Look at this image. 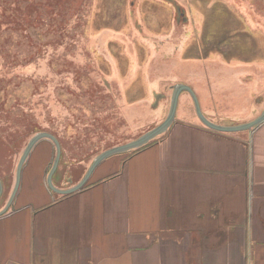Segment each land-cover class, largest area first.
<instances>
[{"label":"rangeland","instance_id":"1","mask_svg":"<svg viewBox=\"0 0 264 264\" xmlns=\"http://www.w3.org/2000/svg\"><path fill=\"white\" fill-rule=\"evenodd\" d=\"M25 4L0 0L6 13L0 10V97L7 104L0 106V179L5 188L0 207L11 198L28 142L50 126L63 148L55 184L69 188L83 178L95 151L129 142L161 124L175 84L191 85L204 114L217 123L247 122L264 111V0H43V16L34 14L30 21ZM255 4L261 5L260 11ZM73 19L76 34H61ZM39 20L43 35L37 28L30 30L40 40L37 47L22 37V22ZM6 23L15 24L4 30ZM31 61L35 64L29 66ZM90 81L96 86L88 94L84 87ZM26 111L25 117L19 113ZM175 122L182 123L157 142L166 141L175 129L184 132L180 124H202L187 92L181 95ZM222 134L245 136L252 184L253 132ZM174 138L165 144H173ZM44 141L54 147L50 171L56 147ZM122 155L124 165L133 154ZM25 167L19 194L28 181ZM93 180L94 175L88 184Z\"/></svg>","mask_w":264,"mask_h":264},{"label":"crops","instance_id":"2","mask_svg":"<svg viewBox=\"0 0 264 264\" xmlns=\"http://www.w3.org/2000/svg\"><path fill=\"white\" fill-rule=\"evenodd\" d=\"M180 125L173 144L105 161L67 196L48 187L54 147L41 141L26 194L0 217V264H264V124L252 184L245 136Z\"/></svg>","mask_w":264,"mask_h":264},{"label":"water","instance_id":"3","mask_svg":"<svg viewBox=\"0 0 264 264\" xmlns=\"http://www.w3.org/2000/svg\"><path fill=\"white\" fill-rule=\"evenodd\" d=\"M178 10L180 13V11H181L180 7H178ZM172 90H173V93H172L170 111H169L167 118L161 124H159L154 129H151L150 131L146 132L145 134H143V135H141V136H139V137H137V138H135L129 142L120 144L118 146L110 147V148L102 151L100 154L95 155L93 161L91 162V164H90L89 168L87 169L86 173L84 174L83 178L78 183H76L74 186L69 187V188H64L62 186L58 187L55 184V180H54L55 179L54 177H55V175L59 169L60 162H61V159L63 156V148H62L61 141L57 138V136L55 134H53L49 131H42V132H38L37 134H35L30 139V141L28 142V144H27V146H26V148H25V150H24V152H23V154L19 160L17 171H16V182H15L13 193H12L11 198H10L8 204L6 205V207L0 211V217L5 215L8 212V210L10 209V207L14 204L15 199H16L17 194H18L19 189H20V185H21V181H22V171H23L24 165H25L29 155L31 154L33 148L36 146L37 143H39L42 140H45V139L50 140L54 143V145L56 147L55 160H54L52 168L50 169V171L48 172V175H47L48 187L53 193L59 194V196L60 195L61 196H67V195H71V194L83 189L88 184L90 178L92 177L94 172L97 170V168L103 162H105L107 159H109L113 156H116V155H120V154L122 155L124 153L136 151V150L146 146L147 144L151 143L152 141L158 139L160 136H162L167 131H169L170 127L172 126V124L176 120L180 98L184 92H187L191 95L193 102H194V105H195L198 120L200 121V123H202L201 126L207 128V129H211L213 131H217L220 133L231 134V133H237V132H241V131L253 132L256 128H258L259 126L264 124V111L258 117L254 118L250 121H247V122H242V123H238V124L217 123V122L209 119L204 114L200 99L198 97V94L191 85L186 84V83H178L172 87ZM4 189L5 188H4L3 181L0 179V199L3 196Z\"/></svg>","mask_w":264,"mask_h":264},{"label":"flooded vegetation","instance_id":"4","mask_svg":"<svg viewBox=\"0 0 264 264\" xmlns=\"http://www.w3.org/2000/svg\"><path fill=\"white\" fill-rule=\"evenodd\" d=\"M95 1V0H94ZM42 2H43V0H24V3H26L25 4V6H26V8H25V11H23L24 12V15H25V17H27V18H29V21L32 19V17L34 16V14L36 15H38L39 17H42L43 16V9H42ZM95 3V2H94ZM255 7H256V9H258V11H260L261 10V5H259V4H255L254 5ZM14 7L16 8L17 7V5H16V3L14 4ZM251 7H253L252 5H251ZM254 7V8H255ZM249 9H250V7H249ZM0 10H1V13L2 14H6L5 13V11L3 10V8L1 7L0 8ZM37 12V13H36ZM88 13H90L89 11H88ZM80 15V14H79ZM91 16L92 15H90V17H89V20H91ZM66 17V16H65ZM64 17V18H65ZM77 17H79V16H77ZM94 17V16H93ZM74 18V17H73ZM33 19H34V17H33ZM77 19V18H76ZM29 21H25V22H22V24L24 23V27H23V35H22V37L24 38L25 37V39L27 40V42H32L33 41V44H35L37 47H39L40 46V44L41 43H39L40 42V40H38L36 37H32V32L30 31V30H32V27H34V28H37L38 29V31H39V33L40 34H42L43 35V33H44V31H41V26H44L43 24H42V22L39 20L38 22H31L30 24H29ZM54 22H55V20H53ZM34 23V24H33ZM77 23V20H75V19H73V20H70L69 22H68V24L65 26V29H64V31H61V34L64 32V33H67V36L69 37L70 35L71 36H74L75 34H76V30H75V27H76V24ZM15 23H6L5 25H3V27H2V29H4V30H6L7 28L9 29L11 26H9V25H14ZM2 25V24H1ZM17 25V24H16ZM18 26H19V24H18ZM42 30H44V27L42 28ZM9 31V30H8ZM7 31V32H8ZM41 31V32H40ZM89 34H91V35H93V33H91V32H89ZM34 39H36L37 41H34ZM20 40H22L21 38H20ZM45 48H47V46L45 47ZM35 50V49H34ZM33 51V50H32ZM33 57V56H32ZM40 56H37V62H38V58H39ZM29 64V66L30 65H33V64H35L33 61H31L30 63H28ZM27 65V64H26ZM29 66H26V67H29ZM25 67V68H26ZM17 67H15L14 69H16ZM18 76V75H17ZM1 77V76H0ZM3 93V92H2ZM3 105H4V103H2V104H0V106H2L3 107ZM7 105V104H6ZM4 108V107H3ZM25 117V116H24ZM176 122L174 121V123L172 124V126L175 124ZM171 126V127H172ZM170 127V128H171ZM38 131H36V133H37ZM42 132V131H41ZM43 141V140H42ZM41 142V141H40ZM39 142V143H40ZM39 143H37L36 144V146L39 144ZM35 146V147H36ZM34 147V148H35ZM33 148V149H34ZM33 151V150H32ZM56 153V152H55ZM30 156V155H29ZM29 158V157H28ZM28 160V159H27ZM27 162V161H26ZM26 164V163H25ZM24 167H25V165H24ZM49 168H50V166H49ZM24 169V168H23ZM8 203H7V201L5 202V203H3L2 205H1V207H0V211L1 210H3L5 207H6V205H7ZM12 207H13V205L10 207V209H12ZM9 209V210H10ZM8 210V211H9Z\"/></svg>","mask_w":264,"mask_h":264},{"label":"trees","instance_id":"5","mask_svg":"<svg viewBox=\"0 0 264 264\" xmlns=\"http://www.w3.org/2000/svg\"><path fill=\"white\" fill-rule=\"evenodd\" d=\"M36 52V51H35ZM12 79H14L13 77H12ZM3 83H4V78H1L0 79V96H1V94H2V88H1V86L3 85ZM90 83H91V85L90 86H88L89 84H87V86L86 87H84V89L85 90H87V92H88V94H90L91 92H95V90H94V86H96V82H94V81H90ZM80 91H83L81 88H80ZM95 95V94H94ZM89 97H90V95H89ZM4 102H6V100L5 99H3V97H0V104H2V103H4ZM5 106H7L6 105V103H4V105H3V107L5 108ZM25 109L24 108H22V111H24ZM30 111H32V110H30ZM27 112H29V111H26V112H19V113H24V116H26L27 114ZM75 121L77 120L76 118L74 119ZM79 121V120H78ZM77 122V121H76ZM74 125V124H73ZM73 125L71 126V124H70V126H71V128H75L76 126H74L73 127ZM81 126V125H80ZM69 129V128H68ZM207 129V128H206ZM66 129H63V130H61V132L63 133V137H68L67 136V130H66V132H65V134H64V132L63 131H65ZM208 130H211V129H208ZM45 131H49V132H51V133H53V134H55L56 136H57V138L60 140V137L58 136V132H56L54 129H53V127H51L50 126V129H46ZM211 131H213V130H211ZM74 136H77V137H80V134H78L77 132H76V134L74 135ZM157 140L158 139H156V140H154V141H152L151 143H149V144H147L146 146H144V147H142V148H140V149H138V150H136V151H132L131 153H127V155H129V154H137L138 152H140V151H143L144 149H146V148H148L149 146H151V145H153L154 143H156L157 142ZM61 141V140H60ZM113 146H115V144H113V145H108V146H106L105 148H101V149H98V151H95V155H97L99 152H101V151H104V150H106V149H108V148H110V147H113ZM132 156V155H131ZM88 185V184H87Z\"/></svg>","mask_w":264,"mask_h":264}]
</instances>
